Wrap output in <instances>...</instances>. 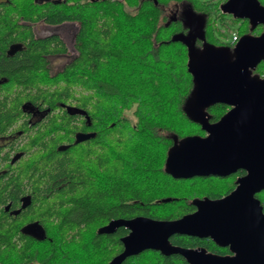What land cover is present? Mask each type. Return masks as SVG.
Masks as SVG:
<instances>
[{
	"label": "trees",
	"instance_id": "16d2710c",
	"mask_svg": "<svg viewBox=\"0 0 264 264\" xmlns=\"http://www.w3.org/2000/svg\"><path fill=\"white\" fill-rule=\"evenodd\" d=\"M40 1L0 4V49L7 36L29 35L17 24L18 18H42L49 24L78 23L76 54L60 71L48 74L41 53H64V42L55 34L37 40L29 37L19 62L0 65L6 77L0 83L2 118L12 115L13 108L20 113L24 100L49 107L37 132L27 136L24 156L0 190L3 204L11 192L29 189L31 201L22 222L36 220L45 237L35 240L17 232L21 245H16L14 233L0 227V262L106 264L121 251L119 236L127 229L118 226L100 233L99 227L113 218L136 215L177 218L192 209L189 197L205 189L203 181L191 184L177 179L175 184L163 171L174 138L202 134L184 112L193 82L186 67L187 46L176 36L189 28L183 10H191L203 21V38L195 39V47L203 41L227 44L214 28L218 20L227 22L219 8L221 0ZM258 1L264 6V0ZM183 5L188 8L180 9ZM229 20L238 34L250 32L247 19L231 16ZM254 72L264 76V59ZM7 101L12 109H7ZM78 132L95 135L74 143ZM175 193L188 198L153 200L159 194ZM257 196L264 211V190ZM4 224L11 227L10 222ZM171 240L206 246L183 235L175 234ZM206 247L214 246L211 242ZM160 257L156 251H146L126 257L121 264H151ZM163 257L166 263L177 264L172 261L179 255Z\"/></svg>",
	"mask_w": 264,
	"mask_h": 264
},
{
	"label": "water",
	"instance_id": "95a60500",
	"mask_svg": "<svg viewBox=\"0 0 264 264\" xmlns=\"http://www.w3.org/2000/svg\"><path fill=\"white\" fill-rule=\"evenodd\" d=\"M219 8L234 18L248 19L251 28L261 24L263 30L257 35H240L232 53L228 46L206 41L195 47V39L203 38V21L191 10H183L189 28L186 34L177 33L176 37L187 46L186 67L193 82L184 112L202 130H208V135L174 138L164 169L175 178L227 174L239 167L246 174L221 198L193 199L196 209L178 218L136 215L110 219L98 232L110 233L118 226H124L128 232L120 238L122 250L106 264H120L126 257L148 249L179 253L190 264H264V211L255 196L264 189V76L251 74V69L264 59V6L258 0H225ZM220 101L234 107L209 123L204 109ZM94 135L78 132L74 143ZM174 233L210 236L232 254L219 255L204 247L174 246L169 243Z\"/></svg>",
	"mask_w": 264,
	"mask_h": 264
},
{
	"label": "flooded vegetation",
	"instance_id": "af4514ba",
	"mask_svg": "<svg viewBox=\"0 0 264 264\" xmlns=\"http://www.w3.org/2000/svg\"><path fill=\"white\" fill-rule=\"evenodd\" d=\"M3 1L4 0H0V4H3L2 3ZM43 1L56 2L59 0H42L39 3H42ZM241 19L244 20L246 18H241ZM64 23L73 24L77 22L67 21V22L49 24L46 21H44L42 18L37 19V20H25L22 17L18 18L17 24H20L19 26L27 29L29 31V35L25 36L24 34H18V35L14 34L11 37L7 36L6 38L7 42H6L4 49H0L1 67H4V66L10 67L12 64L17 63L22 59V54L25 51V48H27L28 46L29 37L32 40H37V39L46 38V37H49L55 34L58 38H60L64 42V39L60 33V29ZM258 28H260L259 31H258ZM12 29L13 28H8L6 29V31H11ZM262 30H263V26L261 24H257L253 28H251L250 26L249 33L252 35H257ZM74 34L75 32L72 33L71 40H70V44L72 47V51L71 53H69L70 59L76 54V48L74 46V37H75ZM239 37H240V34H238V38ZM222 40L227 42V44L224 42L225 44L219 43L216 45L228 46L229 47L228 52L232 53L231 48L234 45L231 44L229 39L224 38ZM203 43L204 41L201 43L199 47H201ZM195 44H196V40H195ZM74 51L75 53H73ZM66 55H67L66 52L60 53V52L48 51V50L43 51L41 53V57L43 59V66H44L43 69L48 74H54L60 71L67 63L65 61ZM231 60H234V56L231 57ZM40 68L38 70H40ZM1 71H3V69H0V83L6 80V77L1 74L2 73ZM251 74L258 75L256 72H254V68L251 69ZM12 87L15 88L16 86L12 84ZM1 101H2V96H0V108H1ZM8 102L9 101H7V106H6L7 109L11 107V105L9 106ZM233 107H234V104H228L227 102L220 101V102L211 103L210 105L206 106L204 110L208 115V118H207L208 122L214 123L217 120H219L225 113L229 112ZM12 108L13 106L11 107V109ZM19 110H20V113L19 111H16L15 108H13L14 113L12 115H9L8 117L4 116V118L0 116V190L3 187V184L9 179L8 175L10 174V172L17 167L18 161L20 160V158L24 156V152H25L24 145L26 144L25 140L27 139V136L29 134L37 132V130L40 127V124H42L45 121V119L47 118L49 114L48 106H46L45 104L41 105L37 102L32 103L28 100H24L20 104ZM40 135L46 136L45 132H42ZM207 135H208V130H202L201 136H207ZM167 150L164 156V161H165V157L167 154ZM163 171L164 173H166L167 176H169L170 178L173 179V181H175V184L178 181L177 179H187V181L191 184H195V183L198 184L199 182L203 181V186L205 187V189L201 193H198L196 195L192 194L189 197V204L191 205L190 207L192 209H190V211H187V213H190L196 209V206L192 203L193 199L204 198V197L211 198V199L221 198L235 188V186L237 185L238 178L246 174V170L239 167L236 170L231 171L227 174H205V175H194L188 178H175L165 171L164 162H163ZM212 190L216 191L217 194L212 196L206 193ZM263 190L264 189L255 193V196L258 198L257 195ZM28 191L29 189L24 192H18V193L13 191L9 194V196H7L8 197L7 201L3 204H0V227H5V229H9L11 232L14 233L12 235V240L16 243V245H21V239L18 238L19 236L17 232H19L22 235L32 237L35 240H42L45 237L43 227L36 220H27V221L22 222L25 211L27 210V206L30 205V201H31L30 194L28 193ZM179 197L188 198L186 194L176 195L175 193V194H159V195L154 196L153 200L162 201V199H165V198L173 199V198H179ZM6 222H10L11 227L8 226L7 224L1 225L2 223H6ZM127 232H128V229H127ZM127 232L125 234H127ZM175 234L183 235L188 238L191 237V238L200 239V241L205 243L206 246L212 242L214 247L212 248L209 247L210 249H208L203 244H198V243L195 245L178 244L171 240V237L174 236ZM122 236H119V239ZM193 242L196 243L195 241ZM169 243L174 246H181L185 248L204 247L207 252H211V253H215L219 255L232 254L231 251H229L227 246L218 245L210 236L201 237V236H195V235H189V234L174 233L169 237ZM121 245H122V242H121ZM148 250L156 251L157 253L162 254V257H160L159 259H155L154 263H151V264H168L165 262V258L163 256H173V255L175 256L179 255L178 257L179 260L178 259H176L177 261L173 260L172 261L173 263L180 264L182 261H184L186 264H190L187 261V259L179 253L164 254L158 250H152V249H148ZM148 250H144L139 253H144L146 251L149 252Z\"/></svg>",
	"mask_w": 264,
	"mask_h": 264
},
{
	"label": "rangeland",
	"instance_id": "374dc122",
	"mask_svg": "<svg viewBox=\"0 0 264 264\" xmlns=\"http://www.w3.org/2000/svg\"><path fill=\"white\" fill-rule=\"evenodd\" d=\"M224 0H221L220 1V4L223 3ZM188 8V5H183L180 9H185V8ZM223 17L225 18V21L227 22L225 25H227V27L225 25L222 24V22L220 20H218L216 22V26L214 27L215 30H216V33H217V36L219 37V39H223L225 38L226 36L229 37L230 36V31L232 30L233 28V23L230 22V15L229 14H225L223 15ZM78 27V23H64L63 26L61 27L60 29V33L64 39V42H65V46H66V56H65V61L68 62L70 60V55L69 53H71L72 51V47H71V44H70V40H71V35L73 32L76 31ZM224 30V32L222 33V31ZM233 30H236V29H233ZM75 53V51L73 52ZM203 186V184H201Z\"/></svg>",
	"mask_w": 264,
	"mask_h": 264
},
{
	"label": "built area",
	"instance_id": "2783aa9c",
	"mask_svg": "<svg viewBox=\"0 0 264 264\" xmlns=\"http://www.w3.org/2000/svg\"><path fill=\"white\" fill-rule=\"evenodd\" d=\"M224 31V30H223ZM226 39H229L230 40V42H231V44H235V42L238 40V33H237V31L236 30H231L230 31V38L229 37H225ZM224 39V38H223Z\"/></svg>",
	"mask_w": 264,
	"mask_h": 264
}]
</instances>
